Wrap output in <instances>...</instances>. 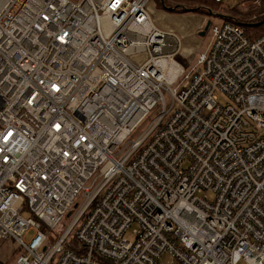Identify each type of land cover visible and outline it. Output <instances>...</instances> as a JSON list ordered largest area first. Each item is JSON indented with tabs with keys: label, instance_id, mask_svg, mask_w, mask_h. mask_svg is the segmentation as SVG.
<instances>
[{
	"label": "built area",
	"instance_id": "obj_1",
	"mask_svg": "<svg viewBox=\"0 0 264 264\" xmlns=\"http://www.w3.org/2000/svg\"><path fill=\"white\" fill-rule=\"evenodd\" d=\"M151 1L0 0L14 264H264V33L222 21L185 61Z\"/></svg>",
	"mask_w": 264,
	"mask_h": 264
},
{
	"label": "rangeland",
	"instance_id": "obj_2",
	"mask_svg": "<svg viewBox=\"0 0 264 264\" xmlns=\"http://www.w3.org/2000/svg\"><path fill=\"white\" fill-rule=\"evenodd\" d=\"M220 3H212L209 7L210 12L214 11V14L207 17L205 16V23L200 27V21L203 20V14L194 11L179 12L169 9H165L162 4L158 3L157 0H152L149 3V10L152 15V19L156 25L162 28L172 27L174 31L181 30L179 33L186 45L187 52L184 53L185 57L190 60L198 57L199 53L204 51L209 42L211 41V29L214 25H218L223 21V15L230 14L229 9L236 7L238 4V13L244 15L248 12L249 7L254 4L251 0H219ZM242 2V3H241ZM233 12V11H232ZM236 14V12H235ZM211 21V27L208 29L205 35L200 33L204 30L206 22ZM147 58L146 53H140L132 56L135 62H142ZM151 117L141 124L140 130H142L150 121ZM187 165V162L184 166ZM209 198L213 197L212 192H208ZM22 214L27 217L29 215L27 210H23ZM69 219V218H68ZM31 234H29L30 236ZM129 235V234H128ZM22 253L20 246L12 238L2 239L0 241V260L4 264H13L18 254ZM171 257L168 254L162 256V261L168 263Z\"/></svg>",
	"mask_w": 264,
	"mask_h": 264
},
{
	"label": "trees",
	"instance_id": "obj_3",
	"mask_svg": "<svg viewBox=\"0 0 264 264\" xmlns=\"http://www.w3.org/2000/svg\"><path fill=\"white\" fill-rule=\"evenodd\" d=\"M157 1L158 3L162 4L165 9L179 11V12L194 11V12H199L207 17L214 14V11L210 12L209 9L210 5L212 3H220L219 0H157ZM239 5L240 4H238L234 8L229 9L230 14L223 15L222 16L223 21H232V22L241 23L244 26L247 35L252 39H255L260 35H262L264 33V0H260L259 3L254 4L252 7H249L248 12L245 13L244 15L243 14L240 15L238 13ZM68 244L74 249H76L77 247V242L74 237L69 241ZM0 264H4V263L0 260Z\"/></svg>",
	"mask_w": 264,
	"mask_h": 264
},
{
	"label": "crops",
	"instance_id": "obj_4",
	"mask_svg": "<svg viewBox=\"0 0 264 264\" xmlns=\"http://www.w3.org/2000/svg\"><path fill=\"white\" fill-rule=\"evenodd\" d=\"M205 21H206V20H205V16H203V20L200 21V23H201V24H200V27L204 25ZM165 29L173 30L171 26H169V27H167V28H165ZM173 31H174V30H173ZM176 32H177V33H178V32H179V33H182L181 30H179V31L177 30ZM186 48H187V47H186V45H185L184 42H183L182 50H183L185 53H186L187 50H188V48H187V50H186ZM183 51H182V58H183V60L186 61L187 58L185 57Z\"/></svg>",
	"mask_w": 264,
	"mask_h": 264
},
{
	"label": "water",
	"instance_id": "obj_5",
	"mask_svg": "<svg viewBox=\"0 0 264 264\" xmlns=\"http://www.w3.org/2000/svg\"><path fill=\"white\" fill-rule=\"evenodd\" d=\"M210 25H211V21L208 20L205 24V27H204V30L200 33L201 35H205L206 32L208 31V29L210 28ZM70 215V213L68 214V216Z\"/></svg>",
	"mask_w": 264,
	"mask_h": 264
}]
</instances>
